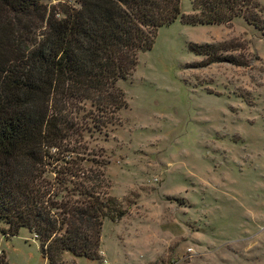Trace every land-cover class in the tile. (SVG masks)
<instances>
[{
    "label": "rangeland",
    "instance_id": "374dc122",
    "mask_svg": "<svg viewBox=\"0 0 264 264\" xmlns=\"http://www.w3.org/2000/svg\"><path fill=\"white\" fill-rule=\"evenodd\" d=\"M190 42L223 44L242 64L206 63ZM118 84L127 106L86 139L125 214L103 220L97 259L65 251L64 263L264 264V29L177 17ZM2 252L8 264H48L32 232L7 235L0 220Z\"/></svg>",
    "mask_w": 264,
    "mask_h": 264
},
{
    "label": "trees",
    "instance_id": "16d2710c",
    "mask_svg": "<svg viewBox=\"0 0 264 264\" xmlns=\"http://www.w3.org/2000/svg\"><path fill=\"white\" fill-rule=\"evenodd\" d=\"M191 5L184 12L181 0H0V220L7 235L32 232L48 264H65V251L97 259L103 220L125 214L86 135L119 119L127 99L118 82L157 28L177 17L228 24L242 16L264 29L257 0ZM222 45L189 48L206 63L242 64ZM0 264H8L4 252Z\"/></svg>",
    "mask_w": 264,
    "mask_h": 264
}]
</instances>
